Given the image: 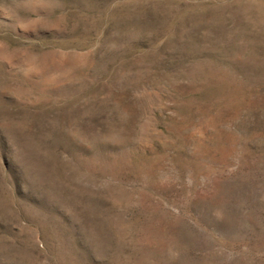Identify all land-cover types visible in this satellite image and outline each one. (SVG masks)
Instances as JSON below:
<instances>
[{
	"label": "rangeland",
	"instance_id": "374dc122",
	"mask_svg": "<svg viewBox=\"0 0 264 264\" xmlns=\"http://www.w3.org/2000/svg\"><path fill=\"white\" fill-rule=\"evenodd\" d=\"M0 264H264V0H0Z\"/></svg>",
	"mask_w": 264,
	"mask_h": 264
}]
</instances>
